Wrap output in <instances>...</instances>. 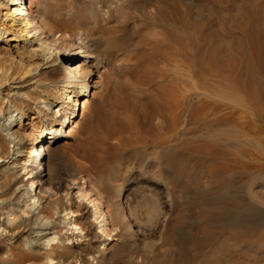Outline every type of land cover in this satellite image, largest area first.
I'll use <instances>...</instances> for the list:
<instances>
[{"label": "bare ground", "instance_id": "bare-ground-1", "mask_svg": "<svg viewBox=\"0 0 264 264\" xmlns=\"http://www.w3.org/2000/svg\"><path fill=\"white\" fill-rule=\"evenodd\" d=\"M0 264H264V0H0Z\"/></svg>", "mask_w": 264, "mask_h": 264}, {"label": "rangeland", "instance_id": "rangeland-1", "mask_svg": "<svg viewBox=\"0 0 264 264\" xmlns=\"http://www.w3.org/2000/svg\"><path fill=\"white\" fill-rule=\"evenodd\" d=\"M133 69H135L134 67L132 68V67H129L127 70H124V74L125 75H130L131 77H132V72H134V70ZM126 71V72H125ZM128 72V73H127ZM122 72H121V77H125V75L123 74ZM131 73V74H130ZM123 92H121L120 93V95L122 94ZM124 94V96H125V93H123ZM147 93H146V95H144V100L145 101H147ZM122 96V95H121ZM124 96H122V100L120 101V104H121V106L123 107V108H129V106H131V105H127V103H131L128 99H126ZM146 97V98H145ZM124 99H126V100H128V101H126V100H124ZM144 103V102H143ZM146 105V104H145ZM128 106V107H127ZM134 106L132 105V107H131V109L129 108L128 110H131L132 112L135 110V108H133ZM136 111V110H135ZM135 111L133 112L134 113V115H133V113H132V116H134L135 118H133L134 119V123H135V125L136 124H139L140 123V125H136L137 127L139 126V128L138 129H140V130H142L143 129V131L144 132H146V133H152V131H153V118H152V112H151V108H150V105H148V106H146V108H145V110L144 111H138L139 112V114L138 113H135ZM135 114H137V115H139V116H136ZM139 117V118H138ZM151 118H152V120H151ZM138 119H140V120H138ZM106 122V123H105ZM105 122H104V126L102 127L101 126V124L100 125H98L95 121H93V120H90V122H89V126H90V128H95V129H93L94 130V135H95V137H98L99 135V137H98V139L101 137V136H103L102 134H104V132H106L107 131V129H108V125H106V124H108V120H107V118H106V120H105ZM137 122H139V123H137ZM100 126V127H99ZM141 126V127H140ZM98 127H99V129H98ZM96 132V133H95ZM100 133V134H99Z\"/></svg>", "mask_w": 264, "mask_h": 264}]
</instances>
